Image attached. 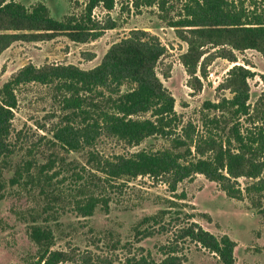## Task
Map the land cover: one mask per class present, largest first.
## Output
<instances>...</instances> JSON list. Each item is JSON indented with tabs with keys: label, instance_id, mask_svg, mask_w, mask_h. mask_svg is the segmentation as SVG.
<instances>
[{
	"label": "rangeland",
	"instance_id": "obj_1",
	"mask_svg": "<svg viewBox=\"0 0 264 264\" xmlns=\"http://www.w3.org/2000/svg\"><path fill=\"white\" fill-rule=\"evenodd\" d=\"M14 1L26 7L42 2L57 20L70 15L79 16L85 4V0ZM170 2L174 9L166 21L161 19L162 13L156 6L137 10L130 0H114L113 10L106 11L99 5L92 12L95 22L101 25L114 23L115 28L87 43L72 42L65 34L34 40L31 37L33 31L0 30V34L20 35L0 55V87L28 64L37 68L73 65L90 70L100 64L107 50L128 36L130 30L147 31L166 49L155 72L173 96L176 112V121L166 136L147 138L135 147L102 136L90 147L70 151L53 139L55 130L64 124L66 114L56 91L50 86L32 83L17 87V106L8 137L13 155L3 176L9 179L15 170L25 171L29 162L31 172L41 169L49 176L52 193L57 199L51 201L31 185L20 183L6 187L0 200V264H33L36 261V246L29 237L33 218L43 228L52 231L51 250L63 252L66 258L59 264H135L141 257L160 264L170 256L171 250L176 251L173 255L179 257L181 264H221L215 254L199 245L189 240L178 241L179 229L191 222L216 237L228 236L235 244L234 264H264V197L245 194L241 200L229 198L217 182L209 181L203 175L183 180L175 193L169 191L164 179L148 176L113 180L108 185L99 179L104 175L95 170V161L128 157L141 150L169 149L187 153L190 140L186 139L187 145L182 147L175 144V140H184L187 125L191 126L189 134L194 140L189 147L188 159L201 157L197 148L205 157L213 155V151L202 142L209 135L205 121L219 116L223 120L225 115L205 109L204 104H217L231 98L226 80L228 70L235 64L219 57L229 51L228 47L213 48L206 44L200 48L202 57L196 74L189 75L182 58L188 50L185 40L192 39L193 33L189 29H174L167 25L169 17L177 19L182 0ZM242 2L244 7L255 2L258 13L264 14V0ZM235 56L236 64L255 74L248 80L249 104L253 105L259 96L264 95V59L254 50L236 52ZM141 118H149V114ZM235 122L237 120L232 123ZM208 129L215 140L214 151L219 146L224 148L225 122ZM253 182L240 177L236 185L244 192ZM84 186L88 188L87 194H92L100 202L90 217H83L77 207L88 198L81 191ZM182 193L185 200L178 202ZM46 194L50 196V193ZM102 199L107 200V211L101 207ZM170 200L177 205L163 215L161 212L166 206H173ZM177 208L182 210L181 214Z\"/></svg>",
	"mask_w": 264,
	"mask_h": 264
},
{
	"label": "trees",
	"instance_id": "obj_2",
	"mask_svg": "<svg viewBox=\"0 0 264 264\" xmlns=\"http://www.w3.org/2000/svg\"><path fill=\"white\" fill-rule=\"evenodd\" d=\"M130 1L137 10L156 6L163 20L174 9L170 0ZM99 5L111 11L114 0H85L79 16L70 15L57 20L42 2L26 7L14 0H0V23L4 24L0 30L33 31L35 33L31 37L34 40L65 34L72 42L87 43L100 38L106 30L115 28L114 23L101 25L95 22L92 12ZM180 6L177 19L169 17L167 25L174 29H189L193 33V40H185L188 50L182 58L189 75L196 74L202 57L200 48L206 44L213 48L228 47L229 51L221 53L219 57L235 64L228 70L226 80L231 98L217 104H204L205 109L225 115L223 120L219 116L205 121L209 135L202 142L213 151V155L205 157L204 152L197 148L201 157L188 159L189 147L194 140L189 134L191 126L187 125L184 140H175L178 147L187 145L186 139L190 140L187 153L169 149L155 152L141 150L128 157L116 156L113 160L95 161V170L104 175L99 179L108 185L113 180L148 176L164 179L169 191L175 193L177 185L183 180L203 175L209 181L217 182L229 198L241 200L245 194L264 197V95L259 96L253 105L249 104L248 80L255 74L236 64L238 61L235 56L236 52L254 50L264 59V14L258 13L255 2L244 7L242 0H182ZM19 36L0 34V55ZM165 52V47L156 36L144 30H130L128 36L114 43L100 64L90 70H82L73 65H45L37 68L28 64L3 83L0 87V200L7 186L20 183L38 188L51 201L57 199L52 193V180L49 176L41 169L31 172L29 162L25 171L17 169L9 179L3 176L13 155L8 137L13 111L17 106V87L32 83L50 86L56 91L62 109L66 112L64 124L53 134V139L61 147L70 151L82 150L102 136L135 147L147 138L170 134L169 130L176 121L175 100L155 72ZM147 114L149 118H141ZM233 120L237 122L232 123ZM222 122L227 127L225 146H219L214 151L215 140L208 128ZM240 177L254 181L244 192L236 185ZM87 189L84 186L81 190L83 195H88L87 200L77 206L83 217L92 216L100 203L92 194H87ZM46 193H50V196ZM184 200L185 195L182 193L177 201ZM101 202L102 209L107 211V200L102 199ZM169 203L173 206H166V210L161 212L163 215L177 205L173 200ZM177 209L181 214L182 210ZM29 237L37 250L33 264H59L65 261L63 252L51 250L52 231L43 228L36 218H33ZM177 237L178 241L189 240L215 254L221 264H234L235 244L226 235L216 237L191 222L179 229ZM175 252L171 250L170 256L166 253L167 257L160 264H181L179 257L173 255ZM135 264L155 262L141 257Z\"/></svg>",
	"mask_w": 264,
	"mask_h": 264
}]
</instances>
